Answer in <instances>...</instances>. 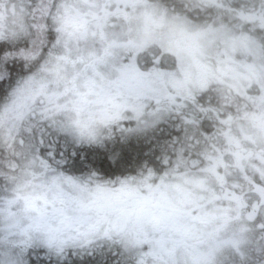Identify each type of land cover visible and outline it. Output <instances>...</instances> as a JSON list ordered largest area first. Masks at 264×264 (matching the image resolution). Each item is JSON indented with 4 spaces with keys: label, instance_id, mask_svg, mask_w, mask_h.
I'll return each mask as SVG.
<instances>
[{
    "label": "snow or ice",
    "instance_id": "obj_1",
    "mask_svg": "<svg viewBox=\"0 0 264 264\" xmlns=\"http://www.w3.org/2000/svg\"><path fill=\"white\" fill-rule=\"evenodd\" d=\"M0 152V264H252L264 0H0Z\"/></svg>",
    "mask_w": 264,
    "mask_h": 264
},
{
    "label": "clouds",
    "instance_id": "obj_2",
    "mask_svg": "<svg viewBox=\"0 0 264 264\" xmlns=\"http://www.w3.org/2000/svg\"><path fill=\"white\" fill-rule=\"evenodd\" d=\"M159 2L166 4L169 8L176 7L178 4L186 3L187 0H159ZM165 126H161L158 129L150 130L147 133L140 134L138 137L133 138V143L143 142L145 145L151 144L152 148L157 150L163 149L165 145L169 143L166 139L168 132L161 135V132L164 131ZM42 132V126L37 124L33 128V135L39 137ZM0 156L3 157V160H0V163L5 164L7 156L5 153L0 152ZM252 264H264V257H257Z\"/></svg>",
    "mask_w": 264,
    "mask_h": 264
},
{
    "label": "flooded vegetation",
    "instance_id": "obj_3",
    "mask_svg": "<svg viewBox=\"0 0 264 264\" xmlns=\"http://www.w3.org/2000/svg\"><path fill=\"white\" fill-rule=\"evenodd\" d=\"M154 50H158V49H154ZM249 111L250 112H255L256 110L249 107ZM169 131V128L168 126H165L164 127V131L161 132V135H164V133L168 132ZM0 160H3V157L0 156ZM4 166L3 163H0V169H2ZM2 193V192H0ZM175 206L177 208H181L184 206V201L182 199H180V197L178 195H175L173 198H172ZM222 260V264H238V258L234 255V253H232L230 250H226V252L224 253L223 257L221 258Z\"/></svg>",
    "mask_w": 264,
    "mask_h": 264
},
{
    "label": "rangeland",
    "instance_id": "obj_4",
    "mask_svg": "<svg viewBox=\"0 0 264 264\" xmlns=\"http://www.w3.org/2000/svg\"><path fill=\"white\" fill-rule=\"evenodd\" d=\"M234 1V0H233ZM235 1H242V2H249L250 0H235ZM184 3H182V5H183ZM178 6V5H177ZM229 23H231L232 21H228ZM154 51H158V50H154ZM235 59H236V61H237V63H239V62H241V61H245L246 60V58L242 55V54H240V53H237L236 54V56H235ZM210 64H211V66L213 67V68H215V60L213 59L212 61H210ZM226 252V251H225ZM224 252V253H225ZM224 253L222 254V257H223V255H224ZM221 257V258H222Z\"/></svg>",
    "mask_w": 264,
    "mask_h": 264
},
{
    "label": "trees",
    "instance_id": "obj_5",
    "mask_svg": "<svg viewBox=\"0 0 264 264\" xmlns=\"http://www.w3.org/2000/svg\"><path fill=\"white\" fill-rule=\"evenodd\" d=\"M230 2L236 6V7H239L243 4H246L247 2H242V1H233V0H230ZM253 2H256V0H250L248 3H253ZM182 6V3L181 4H178V6H176L177 8H180Z\"/></svg>",
    "mask_w": 264,
    "mask_h": 264
}]
</instances>
